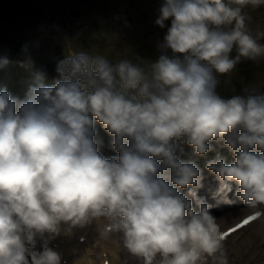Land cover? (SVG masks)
Segmentation results:
<instances>
[{"label":"clouds","instance_id":"1","mask_svg":"<svg viewBox=\"0 0 264 264\" xmlns=\"http://www.w3.org/2000/svg\"><path fill=\"white\" fill-rule=\"evenodd\" d=\"M261 6L161 0L154 23L167 30L155 58L113 61L66 34L54 83L42 67L25 98L0 89V264H64L52 242L93 222L102 239L119 234L136 264H229L223 217L199 194L203 169L179 153L215 150L205 165L219 181L213 198L235 203V184V197L264 215V91L218 90L221 74L264 58V30L248 24ZM21 55L35 66L31 42ZM98 123L117 155L103 154ZM72 264L97 259L88 252Z\"/></svg>","mask_w":264,"mask_h":264},{"label":"rangeland","instance_id":"2","mask_svg":"<svg viewBox=\"0 0 264 264\" xmlns=\"http://www.w3.org/2000/svg\"><path fill=\"white\" fill-rule=\"evenodd\" d=\"M60 3L61 5H58ZM160 3L161 0H0V24H3V29L0 30L2 33L0 43L3 44L0 61L4 57L8 60L6 64L0 63V89L6 86L10 91L14 89L15 93L25 98L30 84L34 82L36 70L42 67L47 72L45 83H54L59 75L55 70L57 59L63 58L65 54L66 34L71 36L80 34L77 50L100 53L113 61L124 57L134 58L136 52L145 56L141 46H145L148 56L156 57L158 40L155 28H159L161 39L167 30L154 23ZM262 9L263 6L254 10L249 9L251 18L248 24L253 34L264 30V15L259 13ZM77 11L80 12L78 18L71 16L72 12ZM117 16L120 18L117 19ZM125 20L128 21L127 25ZM168 23L170 25V20ZM94 31H99V34L91 37ZM21 40L31 42L35 66L24 63L22 55L13 48V45ZM260 42L264 43V37L260 38ZM5 48L8 53L4 52ZM17 61H21V67L15 65ZM245 61L247 60L238 64L231 73L225 76L221 74L218 90L222 95L233 93V89L229 87L231 85L229 78L234 75L240 76L238 68L247 67ZM263 72L244 71L242 76L252 81L254 85H259L261 91H264ZM100 126L103 127L98 123L99 130ZM100 135L105 142L101 149L103 154L109 157L117 155L111 147L112 136L103 128ZM213 144L216 150L229 158V161L235 159L228 147L215 144L214 141ZM184 148L185 151L179 153L181 157L199 161L198 164L206 163L216 155L215 150L206 155H198L192 146L184 145ZM210 153L212 155H209ZM209 179L219 182L215 174L211 176L210 172ZM220 206H215L214 209ZM239 211L241 212L240 209ZM237 218H225L227 220L225 223L229 222L226 225L235 222ZM226 225L221 224V227ZM263 242L264 218L227 245L229 264H264Z\"/></svg>","mask_w":264,"mask_h":264},{"label":"bare ground","instance_id":"3","mask_svg":"<svg viewBox=\"0 0 264 264\" xmlns=\"http://www.w3.org/2000/svg\"><path fill=\"white\" fill-rule=\"evenodd\" d=\"M228 154H229V156H231L230 153H228ZM206 171H207V169H206ZM210 174L212 176H214V173L211 172ZM206 177H208V179H209L208 175H206ZM216 188H217V183L213 182L211 184V187H209L208 191H211V190L215 191ZM248 212H250V210H248ZM263 218H264V215L259 220H261ZM258 221L250 224V226H253ZM87 226H88L89 232H90V233H88L89 241L87 242V246H90V248L85 252L84 250L80 249L77 242L73 245V247L76 249V251H73L70 247L65 248V254L67 255V257H70L72 259V262L77 257L83 256L88 252H90L95 258H98L99 260L102 259V254L105 252L113 260V262L115 264H128L126 262H131L132 259L128 260V258L126 261V257L129 256V254L126 252L125 249H123L121 247L119 234H117V233L112 234V236L109 239H102L99 236V233L97 230V225L95 224V222H93ZM101 226H102V221H101ZM90 243H92V244H90Z\"/></svg>","mask_w":264,"mask_h":264},{"label":"snow or ice","instance_id":"4","mask_svg":"<svg viewBox=\"0 0 264 264\" xmlns=\"http://www.w3.org/2000/svg\"><path fill=\"white\" fill-rule=\"evenodd\" d=\"M259 214H250L242 219V221L238 224H236L233 228H229L227 231L223 232V237H227L229 233L235 231L237 228L242 227L243 225L248 224L250 221H253L256 217H258Z\"/></svg>","mask_w":264,"mask_h":264},{"label":"trees","instance_id":"5","mask_svg":"<svg viewBox=\"0 0 264 264\" xmlns=\"http://www.w3.org/2000/svg\"><path fill=\"white\" fill-rule=\"evenodd\" d=\"M263 8H264V6H263ZM259 13H260V15H261V14L264 15V9L260 10ZM253 15H254V14H253ZM256 17H257V16H256ZM262 61H263V60H262ZM262 65H263V64H262ZM241 69H242V68H241ZM248 83H249V82H248ZM250 85H252V86H253L254 88H256L257 90L261 91V88L259 87V85H254L253 82H251ZM225 86H226V84H225Z\"/></svg>","mask_w":264,"mask_h":264}]
</instances>
